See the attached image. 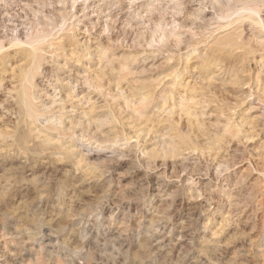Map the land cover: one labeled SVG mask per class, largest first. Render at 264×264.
Returning a JSON list of instances; mask_svg holds the SVG:
<instances>
[{"label": "rangeland", "instance_id": "374dc122", "mask_svg": "<svg viewBox=\"0 0 264 264\" xmlns=\"http://www.w3.org/2000/svg\"><path fill=\"white\" fill-rule=\"evenodd\" d=\"M0 44V264H264V0H0Z\"/></svg>", "mask_w": 264, "mask_h": 264}, {"label": "bare ground", "instance_id": "6f19581e", "mask_svg": "<svg viewBox=\"0 0 264 264\" xmlns=\"http://www.w3.org/2000/svg\"><path fill=\"white\" fill-rule=\"evenodd\" d=\"M257 18L259 19V17H257ZM32 42H33V41H32ZM36 43H37V42H36ZM32 44H34V43H32ZM31 46H32V45H31ZM35 47H36V46H35ZM35 47H34V48H35ZM34 48L31 47L32 50H33ZM32 50H31V52H32ZM0 51H1V44H0ZM34 51H38V49L36 48V49H34ZM34 51H33V52H34ZM35 53L37 54V52H35ZM36 54H34V55H36ZM32 55H33V54H32ZM34 55H33V56H34ZM37 56H38V55H37ZM34 58H35V56H34ZM35 60H36V58H35ZM34 62H35V61H34ZM37 62H38V61H37ZM38 66H39V65H38ZM29 75H30V74H29ZM25 76H26V74H25ZM25 76H24V77H25ZM32 78H33V75H32ZM23 79H25V78H23ZM24 81H25V80H24ZM26 81H28L27 78H26ZM23 83H25V82H23ZM25 85L31 87V85H28V84H26V83H25ZM23 86H24V85H23ZM23 86H22V87H23ZM30 87H27V88H30ZM24 89H25V88H24ZM26 90H28V89H25L24 91H26ZM28 91H29V90H28ZM26 92H27V91H26ZM24 93H25V92H24ZM27 93H28V92H27ZM21 94H22V92L19 93L20 97L18 96V97L20 98V100H21L22 97H23V96H21ZM28 94H29V93H28ZM33 94H34V93H33ZM23 95H24V94H23ZM25 95H26V94H25ZM25 95H24V96H25ZM29 95H30V94H29ZM31 95H32V94H31ZM26 96H27V95H26ZM24 99H25V97H24ZM26 99H27V98H26ZM22 101L24 102V100H22ZM24 103H25V102H24ZM31 105H32V102H31ZM32 106H34V105H32ZM20 107H22V108H21L22 112H25V109H24V111H23V104H22V103L20 104ZM24 107H25V106H24ZM28 107H30V106H28ZM25 108L27 109V107H25ZM31 108H32V107H31ZM33 109H34V108H33ZM27 111H28V110H27ZM31 111H32V110H31ZM25 113H26V112H25ZM25 113H24V114H25ZM28 114H29V112H28ZM25 115H27V114H25ZM30 116H31V115H30ZM27 241L29 242V240H27V239H26V241L24 240L23 242H27ZM26 245H27V244H26ZM31 246H32V245H31ZM34 249H35V248H34ZM41 249H42V248H41ZM30 253H31V252H30Z\"/></svg>", "mask_w": 264, "mask_h": 264}]
</instances>
